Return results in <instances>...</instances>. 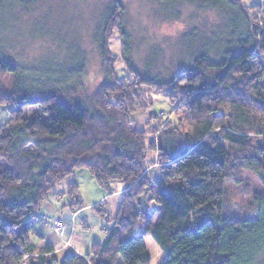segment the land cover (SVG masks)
<instances>
[{
    "label": "trees",
    "instance_id": "16d2710c",
    "mask_svg": "<svg viewBox=\"0 0 264 264\" xmlns=\"http://www.w3.org/2000/svg\"><path fill=\"white\" fill-rule=\"evenodd\" d=\"M191 1L216 3L225 24L215 44L191 48L189 64L166 80L132 67L118 1L97 38L103 82L87 99L76 79L72 87L42 80L0 48V79H11L8 89L0 85V107L9 114L0 125V264H148L147 236L162 264H264V0H255L252 13L243 0ZM114 33L119 57L109 51ZM121 62L126 75L119 77ZM148 89L173 109L160 128L148 123L149 135L130 120L138 111L160 120ZM28 107L45 118L27 116ZM77 170L109 194L116 182L124 191L117 210L103 213L112 222L106 242L85 256L59 257L38 246V223L55 231L60 222L41 213L52 197L70 214L82 210L76 182L55 191ZM243 172L254 174L261 190L252 196L254 219L227 214L226 185L239 183Z\"/></svg>",
    "mask_w": 264,
    "mask_h": 264
},
{
    "label": "rangeland",
    "instance_id": "374dc122",
    "mask_svg": "<svg viewBox=\"0 0 264 264\" xmlns=\"http://www.w3.org/2000/svg\"><path fill=\"white\" fill-rule=\"evenodd\" d=\"M114 1L122 6V22L130 39L132 67L141 75L154 79L166 80L187 64L191 48L215 44L218 38L215 33L225 24V14L217 10V5L213 6L216 3L211 5L212 9L209 4L191 0H2L0 48L9 60L22 68H29L26 70L29 74H41L40 79L44 77L42 80L72 87L76 79L80 86L88 88L82 94L87 99L88 92L103 82L100 40L97 38L108 17L109 6ZM243 1L249 10L257 5L255 0ZM109 51L113 56H121L119 34L114 33L109 38ZM82 62L83 67L77 73L76 68ZM115 69L119 77L126 75L122 62L117 63ZM0 85L3 90L8 89L11 79L7 76L1 78ZM145 93L152 97L155 103L152 112L161 116L160 120L150 122L147 120L148 113L139 111L133 113L130 120L149 135L148 123L158 127L160 122V128L172 119L173 109L161 93L149 89ZM24 112L27 116L39 114L45 118L38 107L25 108ZM8 118L7 108L1 106L0 125ZM68 179L82 188L83 204L95 205L97 194L102 192L86 170L74 171ZM239 181L226 185L227 214L235 218L254 219L256 207L252 204V196L261 192L258 180L254 174L243 172ZM64 183L58 185L55 191L59 192ZM100 203H97L100 205L97 208L99 213L90 208L82 215L92 234L97 232L96 220L99 221L98 226L108 225L111 228L112 222L106 221L103 213L110 211L112 202ZM149 208L153 210L154 206L150 204ZM144 244L150 257L148 264H162L164 255L155 241L147 236Z\"/></svg>",
    "mask_w": 264,
    "mask_h": 264
},
{
    "label": "crops",
    "instance_id": "0c3cea01",
    "mask_svg": "<svg viewBox=\"0 0 264 264\" xmlns=\"http://www.w3.org/2000/svg\"><path fill=\"white\" fill-rule=\"evenodd\" d=\"M80 172V171H79ZM90 176V175H89ZM91 177V176H90ZM72 182L67 179L63 187L59 192L65 190L67 183ZM79 185V184H78ZM80 187V185H79ZM102 193L97 194L98 198L95 200V205L97 203H105L111 201L112 205L110 207V213H114L117 210V205L120 200V196L124 191V186L122 183L116 182L110 185V194L100 189ZM82 188L80 187V197L82 196ZM83 203V202H82ZM92 204H83V208L80 211H77L73 214L67 209L61 208V200L54 197L50 198L47 204L43 207L41 213L48 214L50 216V222L60 221L64 227L63 233L58 234L52 228V223H49L47 226H43L42 223H38V232L40 233L42 239L38 240L39 247L51 246L53 253L59 257L64 255H80L85 256L90 252L92 245L95 244H104L107 240L108 231L111 228L105 225H99V221L96 220V229L97 232L92 234V229L89 227L86 220L82 215L86 212L87 209H92ZM140 233L139 229H136L134 235Z\"/></svg>",
    "mask_w": 264,
    "mask_h": 264
},
{
    "label": "built area",
    "instance_id": "2783aa9c",
    "mask_svg": "<svg viewBox=\"0 0 264 264\" xmlns=\"http://www.w3.org/2000/svg\"><path fill=\"white\" fill-rule=\"evenodd\" d=\"M54 228H55V231L58 234H62V232H63V225H62V223H60V222L55 223Z\"/></svg>",
    "mask_w": 264,
    "mask_h": 264
},
{
    "label": "water",
    "instance_id": "95a60500",
    "mask_svg": "<svg viewBox=\"0 0 264 264\" xmlns=\"http://www.w3.org/2000/svg\"><path fill=\"white\" fill-rule=\"evenodd\" d=\"M153 115H155V112L153 111Z\"/></svg>",
    "mask_w": 264,
    "mask_h": 264
}]
</instances>
